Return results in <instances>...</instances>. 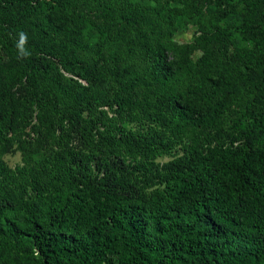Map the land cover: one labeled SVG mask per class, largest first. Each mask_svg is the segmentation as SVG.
<instances>
[{
    "label": "trees",
    "instance_id": "16d2710c",
    "mask_svg": "<svg viewBox=\"0 0 264 264\" xmlns=\"http://www.w3.org/2000/svg\"><path fill=\"white\" fill-rule=\"evenodd\" d=\"M81 1L0 0L5 66L21 73L39 109L90 125L116 119L105 106L123 113L119 107L143 103L160 124L191 128L188 150L157 172L161 186L149 192L88 181L48 197L21 199L12 211L0 208V247L11 254L9 264H264V42L222 52L226 63L252 74L250 93L242 96L234 81L224 88L198 85L195 100L175 89L178 70L188 66L168 63L162 40L128 48L127 54L110 49L104 39L84 41L88 18L79 11ZM182 1L189 6L211 0ZM124 21L131 24L130 16ZM19 31L28 33L32 55L26 60L16 55ZM80 60L86 65L81 73L95 86L70 92L57 65L80 74ZM11 109L7 103L0 108L2 123L10 120ZM225 112L235 113L231 125L240 144L201 149V137ZM114 127L121 129L116 122ZM122 134L119 140L131 154H156L163 142ZM5 260L0 256V264Z\"/></svg>",
    "mask_w": 264,
    "mask_h": 264
},
{
    "label": "rangeland",
    "instance_id": "374dc122",
    "mask_svg": "<svg viewBox=\"0 0 264 264\" xmlns=\"http://www.w3.org/2000/svg\"><path fill=\"white\" fill-rule=\"evenodd\" d=\"M183 4L182 0H82L78 8L88 18L82 24V39L92 43L104 39L119 54H127L132 47L142 49L159 39L165 43L168 63L188 66L177 72V91L198 100V85L224 88L234 81L242 96L250 93L247 80L252 74L245 73L242 65L226 63L222 52L231 53L264 42V1ZM175 9L183 11L176 14ZM126 16H130L131 24L124 21ZM92 22L106 25L107 29L98 32ZM141 55L138 52L137 56ZM6 57L0 45V108L6 103L13 108L8 110L10 120L0 121V208L12 211L21 199L48 197L88 181L122 186L130 193L149 192L161 186L157 172L188 150L191 128L185 125L176 130L160 124L143 103L133 108L119 107L123 113L115 112L116 106H105L108 117L116 119L90 125L79 124L68 114L39 109L31 101L32 92L25 89L21 73L10 70L1 60ZM111 63L109 60L108 64ZM78 64L80 74L57 65L70 81V92H78L81 86H95L81 73L86 69L83 61ZM211 97V102L218 99L216 95ZM234 118L235 113L225 112L220 124L201 137L200 148L238 146L240 135L231 125ZM115 122L121 125L119 132L115 131ZM99 132L110 135L106 139ZM120 133L125 138L139 135L157 140L158 136L163 142L159 144L157 140L160 146L154 151L156 154H131L120 142ZM10 255L0 247L6 264Z\"/></svg>",
    "mask_w": 264,
    "mask_h": 264
},
{
    "label": "clouds",
    "instance_id": "9594fccd",
    "mask_svg": "<svg viewBox=\"0 0 264 264\" xmlns=\"http://www.w3.org/2000/svg\"><path fill=\"white\" fill-rule=\"evenodd\" d=\"M15 49L18 60H26L31 55V49L28 46V33L19 31L15 40Z\"/></svg>",
    "mask_w": 264,
    "mask_h": 264
}]
</instances>
